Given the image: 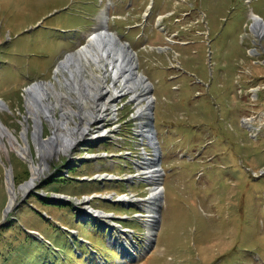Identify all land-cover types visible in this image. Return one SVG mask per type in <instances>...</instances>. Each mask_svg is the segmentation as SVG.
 <instances>
[{"label":"rangeland","instance_id":"1","mask_svg":"<svg viewBox=\"0 0 264 264\" xmlns=\"http://www.w3.org/2000/svg\"><path fill=\"white\" fill-rule=\"evenodd\" d=\"M149 4L153 13L173 10L169 29L188 28L184 38L165 31L175 51L138 43V31L126 35L114 20ZM106 5L109 29L136 45L138 71L153 85L147 121L162 142L164 195L151 244L146 159L157 148L140 135L147 121L136 118L130 95L103 123L107 136L87 135L49 159L8 210V170L19 190L32 161L41 164L26 89L39 81L61 87L56 65L85 45ZM250 10L264 18V0H0V122L22 145L28 127L32 157L0 142V264H264V36L254 23L258 38L245 34ZM183 12L189 18L174 26ZM149 33L153 45L161 42L157 25ZM42 129L52 136L45 120Z\"/></svg>","mask_w":264,"mask_h":264},{"label":"bare ground","instance_id":"2","mask_svg":"<svg viewBox=\"0 0 264 264\" xmlns=\"http://www.w3.org/2000/svg\"><path fill=\"white\" fill-rule=\"evenodd\" d=\"M107 7L106 5L98 17L94 29L85 35V45L67 54L56 65L55 80L61 87L58 88L53 82L39 81L26 89L28 116L35 123L33 140L41 164L36 165L32 161V178L19 190L14 184L12 171L8 170L10 195L8 210H12L16 204L18 193L36 185L48 169L49 159L59 157L60 154H69L87 135H90L94 141L107 136L109 132L106 133L107 130L102 129L103 123L115 113L117 102L121 97L130 95L133 102L138 105L136 118L147 121L151 115L149 110L152 109L155 98L148 95L151 94L152 84L138 71L136 55L109 29L110 15ZM252 17L253 32L258 37H263L264 22L253 14ZM71 104H76L77 109ZM0 107L6 106L0 102ZM57 109L60 110L59 118L56 116ZM75 117L79 118L80 122H77ZM44 120L53 128L52 136L49 138L41 134ZM148 123V121L141 123L140 135L148 138L151 146L157 148L155 157L146 159L147 169L150 171L147 179L153 186L150 189V196L146 197L150 205L148 225L151 244L158 230L156 215L163 206L164 189L158 183L163 172L159 165L161 154L156 143V133ZM28 132V127L25 126L22 145L17 136L0 122V142L5 147L3 139H7L13 149L25 160L32 159L28 148Z\"/></svg>","mask_w":264,"mask_h":264},{"label":"flooded vegetation","instance_id":"3","mask_svg":"<svg viewBox=\"0 0 264 264\" xmlns=\"http://www.w3.org/2000/svg\"><path fill=\"white\" fill-rule=\"evenodd\" d=\"M150 5V7H151V9H152V4H149ZM131 6H132V2L130 3V10H131ZM144 8H146V6L144 7ZM144 8L141 10V9H137L135 12H133V13H131V15H135V14H137V13H141L142 14V12H143V10H144ZM157 13H162V12H160V11H157V12H152V10L149 12V15L146 17V18H144L143 16H142V18H141V20H144V22L147 24L153 17H154V15H156ZM175 26V25H174ZM175 28V27H174ZM184 45H187V44H184Z\"/></svg>","mask_w":264,"mask_h":264},{"label":"water","instance_id":"4","mask_svg":"<svg viewBox=\"0 0 264 264\" xmlns=\"http://www.w3.org/2000/svg\"><path fill=\"white\" fill-rule=\"evenodd\" d=\"M128 49H129L133 54H135V53L133 52V50H132L130 47H128Z\"/></svg>","mask_w":264,"mask_h":264}]
</instances>
